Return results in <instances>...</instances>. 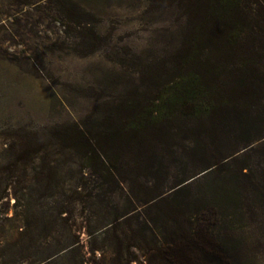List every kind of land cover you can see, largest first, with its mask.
Segmentation results:
<instances>
[{"label":"rangeland","instance_id":"obj_1","mask_svg":"<svg viewBox=\"0 0 264 264\" xmlns=\"http://www.w3.org/2000/svg\"><path fill=\"white\" fill-rule=\"evenodd\" d=\"M179 16L158 0H0V264H36L46 222L80 239L56 264H169L161 250L189 211L229 264H264L263 122L200 127L194 145L184 118H151L144 164L125 156L112 185L72 148L156 108L183 72Z\"/></svg>","mask_w":264,"mask_h":264},{"label":"trees","instance_id":"obj_2","mask_svg":"<svg viewBox=\"0 0 264 264\" xmlns=\"http://www.w3.org/2000/svg\"><path fill=\"white\" fill-rule=\"evenodd\" d=\"M158 1L180 13V40L174 57L183 72L168 83L169 88L152 104L156 108L150 109L148 116L129 121L132 131L121 124L98 138L79 131V137L73 139L72 148L85 151L91 167L109 185L123 181L125 156H134L140 166L144 164L141 156L149 148L151 118L158 122L184 118L187 137L194 145L198 142L196 134L205 132L201 128L214 132L222 120L264 123V0ZM166 105L169 112H165ZM193 215L194 212H187L184 226L167 240L161 250L165 261L229 264L220 232L207 223V215L200 213L197 219ZM119 219L101 227L114 229ZM49 223L44 225V253L36 264H56L80 245L78 236L61 241L52 237L56 229ZM84 263L81 260L79 264Z\"/></svg>","mask_w":264,"mask_h":264}]
</instances>
